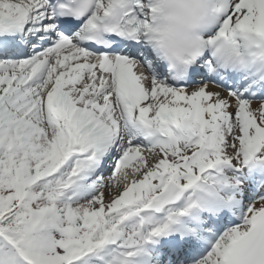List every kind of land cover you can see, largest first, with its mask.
I'll use <instances>...</instances> for the list:
<instances>
[{
	"label": "snow or ice",
	"instance_id": "6c2138e0",
	"mask_svg": "<svg viewBox=\"0 0 264 264\" xmlns=\"http://www.w3.org/2000/svg\"><path fill=\"white\" fill-rule=\"evenodd\" d=\"M177 73L152 0H0V264H264V0H207Z\"/></svg>",
	"mask_w": 264,
	"mask_h": 264
},
{
	"label": "clouds",
	"instance_id": "9594fccd",
	"mask_svg": "<svg viewBox=\"0 0 264 264\" xmlns=\"http://www.w3.org/2000/svg\"><path fill=\"white\" fill-rule=\"evenodd\" d=\"M152 39L166 70L177 73L193 54L197 33L206 24L207 0H152Z\"/></svg>",
	"mask_w": 264,
	"mask_h": 264
}]
</instances>
